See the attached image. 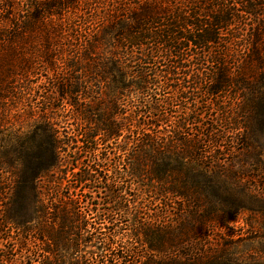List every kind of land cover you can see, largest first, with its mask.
<instances>
[{"label":"trees","instance_id":"1","mask_svg":"<svg viewBox=\"0 0 264 264\" xmlns=\"http://www.w3.org/2000/svg\"><path fill=\"white\" fill-rule=\"evenodd\" d=\"M91 1L100 4L99 0H0V105L18 102V91L21 89L23 96L30 89L19 87L18 80L32 70L35 58L54 72L49 87L52 95L43 97V113L30 116L39 126L32 136L15 144L7 142L5 157L0 160V184L6 187H0V192L10 188L11 208L20 211L34 204L41 219L48 215L57 218L61 228H48L44 233L52 241V252L60 254L78 248L76 239H71L76 230H86L98 237V242H103L105 229L113 238L117 236L112 227L115 215L120 213L123 218L131 214L127 199L116 189L125 176L121 166L129 165L124 167L126 174L155 190L163 198L160 201L173 199L203 209L200 215H193L188 226L179 225L178 232L165 231L161 239H154L151 224L140 226L144 243L152 251L178 249L196 239L198 223L207 228L230 221L228 213L216 204L219 195L211 167L196 154L199 140L186 136L204 119V113H198L201 101L192 97V83H205L204 95L214 98L231 94L234 87L247 91L249 100L240 106L238 117L251 119L255 110L264 114L263 99L255 102L253 97L264 89V26L259 17L264 5L258 3L264 0H109L103 13L94 6L93 12L79 16L82 5L93 6ZM244 15L255 16L256 25L246 58L233 72L226 60L228 54H217L213 49L227 44L225 32L245 23ZM76 17L82 19L80 29L75 30L78 42L67 45L63 41L67 39V23L72 25ZM62 46L75 51L59 55L57 48ZM207 61L218 66L201 69ZM163 62L169 64L166 69H162ZM134 63H141V69L133 71ZM152 64L153 68L147 66ZM131 76L138 77V82H129ZM162 90L173 93L172 101L156 93ZM184 100L188 103L179 115L171 108ZM58 101L64 104L56 107ZM51 111L60 114L61 123L67 121V112H73L68 120H75L76 127L64 134ZM173 113L175 122L166 125L175 118ZM239 127L247 131L249 126ZM245 134L240 142L251 149ZM128 135L129 141L120 144L127 157L124 161L112 144ZM72 151L74 158L70 159ZM113 163L115 167L110 169ZM59 172L62 179L71 172L75 189L108 192L112 210L98 214V220L100 225L109 222L111 226L97 227L89 222L96 209L82 208L79 196L55 205L52 212L46 209L48 186ZM135 212L138 219L141 213ZM199 264L214 263L204 260Z\"/></svg>","mask_w":264,"mask_h":264},{"label":"rangeland","instance_id":"2","mask_svg":"<svg viewBox=\"0 0 264 264\" xmlns=\"http://www.w3.org/2000/svg\"><path fill=\"white\" fill-rule=\"evenodd\" d=\"M98 2H100L98 5L93 2L92 7L82 5L81 10L78 11L79 16L84 15L85 12H93L94 6H97L98 12L103 13L110 1L99 0ZM258 3L264 5V1ZM259 17L262 26H264V7L260 10ZM244 20L245 23L234 26L230 31L225 32L224 37L227 44L223 42V45L213 49L217 54H228L226 60L228 67L233 72L242 66L246 58L253 34L252 29L256 25L255 16L244 15ZM67 25L65 33L67 39H63V41L67 45L73 41L74 44H77L75 30L80 29L82 19L76 17L75 23L70 25L73 26L72 30L68 23ZM72 35L73 38L70 39ZM62 47L57 48L61 52L59 55L63 53L67 55L71 54V51H75V48L71 46ZM34 61L31 66L32 70L18 80L19 87L25 85L30 89L23 96H20L23 93L22 90L18 91L20 97L18 102L13 100L11 103L5 102L0 105V160L5 157L4 150H6L7 142L11 143V140L15 141V144L22 138L32 136L36 130L35 127L39 126V122H31L30 116L39 117L44 111L42 108L44 95H52L49 87L54 72L47 69L46 64L39 58H35ZM132 66L135 72L141 69V63H134ZM147 66L153 68L155 64ZM168 66L167 62L162 63V69H166ZM217 66L207 61L204 62L201 69L207 67L211 70ZM131 80L136 83L139 78L131 76L129 82ZM161 80L163 82V79ZM187 81L189 80L187 79ZM205 86V83H192L194 88L192 97H198L201 101L198 113H204V119L201 118V124L191 127L186 136L191 135L200 142L199 151L196 154L199 158H203L206 165L211 167L210 174L216 184L217 195H219L216 204L218 208L228 213L230 219L228 223L212 224L207 228H201L198 223L197 226L200 229L194 241L183 243L178 249H169L163 252L152 251L144 243V234L140 228L142 223L154 226L156 233L153 237L157 240L166 234L165 231L178 232L179 225L188 226L190 223L188 221L193 215H200L203 213V209L199 210L195 206L184 205V203H178L173 199L166 203L160 201L163 198L155 190L153 191L146 184L139 185V182L126 174L124 167L128 169L129 165L121 166L125 176L123 179H119L121 184L116 186V189L122 197L127 199V209L131 214L123 218L120 213L115 215L116 222L112 227L117 229V236L113 238L111 233L106 231L108 229H105L103 233L106 235L102 236L104 238L101 237L103 242H98L96 239L98 237L87 233L86 230H76L71 239H76L74 242L79 245L78 248L68 252L63 251L60 254L52 252V241L47 233H44L48 228H61L57 218L48 215L41 219L35 212L37 206L34 204L20 211L17 208H11L12 191L10 188L0 192V264H165L175 261L184 262V264H199L204 260L214 264L217 262L222 264H264V114L255 110L257 113L251 115V119H248L247 115L240 118L238 117L240 106L249 100L247 91L234 87L231 94L214 98L204 95ZM263 90L259 91L256 97L253 96L255 102L262 99L264 101ZM156 93L163 95L162 98L172 101L173 93L171 94L170 91L162 90L156 91ZM86 102L89 104L88 100ZM187 103V100L182 101L181 105L174 103L172 106L174 108L171 109L178 111L181 115L185 112ZM62 104H64L62 101H58L56 107ZM65 105L67 108L68 104L65 103ZM164 105L165 109L172 113L170 107ZM220 106L222 109L219 108ZM55 113V111H51V116L56 119L58 130L66 134L76 127L75 120H68L73 112H67V121L62 123V118H59L60 114ZM171 115H175V118L172 117L171 122L166 125L175 122L176 114ZM245 123L249 126L247 131L239 127V124L244 125ZM243 133H246L245 135L249 139L246 143H249L251 149H246L247 144L240 142V136ZM129 137L128 135L126 138H122L119 145L112 144L113 150H117L124 161L127 157L121 152L120 147L125 145V140L129 141ZM120 144L122 145L120 146ZM73 152L70 154V159L74 158ZM124 161L122 162L124 163ZM113 167H115V163L110 169ZM75 171L77 172V170ZM71 172L73 173V171ZM71 172L65 179H62L60 172L54 175L52 186H48V193L44 191L49 196L45 205L46 209L52 212L55 205H62V201L79 196L82 208L87 211L96 209L90 216L89 222L97 227L111 226L112 224L109 222L100 225L101 222L98 220V214H105L112 210V206L107 203L108 192L100 188L91 191L75 189V178ZM43 183L46 184L47 181ZM0 187L6 186L0 184ZM93 204L95 205L93 206ZM136 209L141 213L138 219L133 214L136 213ZM93 243L97 246L93 247ZM100 246L101 249H98Z\"/></svg>","mask_w":264,"mask_h":264}]
</instances>
